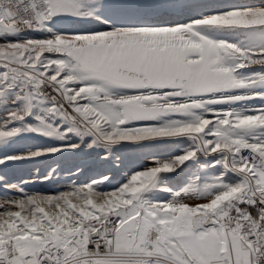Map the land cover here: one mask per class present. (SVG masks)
<instances>
[{"label":"snow or ice","instance_id":"obj_1","mask_svg":"<svg viewBox=\"0 0 264 264\" xmlns=\"http://www.w3.org/2000/svg\"><path fill=\"white\" fill-rule=\"evenodd\" d=\"M40 161L0 264H264V0H0V167Z\"/></svg>","mask_w":264,"mask_h":264},{"label":"rangeland","instance_id":"obj_2","mask_svg":"<svg viewBox=\"0 0 264 264\" xmlns=\"http://www.w3.org/2000/svg\"><path fill=\"white\" fill-rule=\"evenodd\" d=\"M237 3H248L250 0H233ZM74 27L80 28H91L92 25H76ZM253 106H259L260 101L252 102ZM259 104V105H258ZM33 141H21L15 147L17 149H23L27 143ZM120 159L123 161L120 168L116 171V178L120 179L128 173L129 169L139 168L144 163L145 152L136 149H126L120 154ZM51 161H40L36 163H13L8 167H0V174L5 175L11 182H17L24 180L29 182V191H39L42 193H50L60 187L61 182H43L42 176L37 178L36 171L40 170L42 174H46L48 171V165ZM58 163L67 170L73 169L78 166L84 171V175H95L97 172L108 167L107 164L103 163L100 159L81 153H68L60 157ZM33 180L37 182L32 183ZM179 178L174 179L172 183H178Z\"/></svg>","mask_w":264,"mask_h":264},{"label":"crops","instance_id":"obj_3","mask_svg":"<svg viewBox=\"0 0 264 264\" xmlns=\"http://www.w3.org/2000/svg\"><path fill=\"white\" fill-rule=\"evenodd\" d=\"M259 105V104H258ZM260 106V105H259Z\"/></svg>","mask_w":264,"mask_h":264}]
</instances>
